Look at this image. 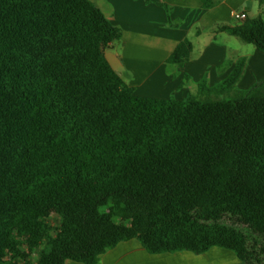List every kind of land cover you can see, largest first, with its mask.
<instances>
[{
    "label": "trees",
    "instance_id": "obj_1",
    "mask_svg": "<svg viewBox=\"0 0 264 264\" xmlns=\"http://www.w3.org/2000/svg\"><path fill=\"white\" fill-rule=\"evenodd\" d=\"M219 30L264 54L263 18ZM121 37L91 0H0V262L99 264L137 240L264 264V78L234 92L241 58L215 89L141 97L105 58ZM192 50L185 39L167 64ZM104 203L127 228L96 214Z\"/></svg>",
    "mask_w": 264,
    "mask_h": 264
},
{
    "label": "crops",
    "instance_id": "obj_2",
    "mask_svg": "<svg viewBox=\"0 0 264 264\" xmlns=\"http://www.w3.org/2000/svg\"><path fill=\"white\" fill-rule=\"evenodd\" d=\"M91 1L113 25L122 30L121 39L106 48L105 58L111 68L141 97L183 99L190 93L189 88L195 94V84L201 79L207 64L216 58L222 60L230 42L238 43L236 37L219 29L241 24L243 21L236 24L233 21L237 12L245 13V21L264 19V0H206V5L210 4L207 8L203 7L204 0ZM159 3L172 7L170 19ZM185 38L191 39L193 45L196 43L198 47H203L202 56L199 61H188L180 70L181 74L173 77L167 72V59ZM217 39L221 43L220 47L215 45ZM216 49L223 53L222 56L213 59L211 54L210 58L205 57ZM259 55L260 52L256 50L253 59L260 60L262 56ZM232 68L218 79L226 78ZM210 75L213 82L217 78L213 69ZM183 78L189 79L182 82ZM195 257L186 251L149 254L137 240H130L119 243L104 254L99 264H197L199 258Z\"/></svg>",
    "mask_w": 264,
    "mask_h": 264
},
{
    "label": "rangeland",
    "instance_id": "obj_3",
    "mask_svg": "<svg viewBox=\"0 0 264 264\" xmlns=\"http://www.w3.org/2000/svg\"><path fill=\"white\" fill-rule=\"evenodd\" d=\"M204 1H206V0H204ZM165 6H162V7L165 8ZM167 8H168L167 16L170 19L172 7L171 6L169 7L167 5ZM165 10H166V8H165ZM233 21L235 24L241 22V21H238L236 19H233ZM175 23L179 26L181 25V24H179V22H175ZM200 32L202 33L203 30H200ZM185 39H187L191 42V39H189V38H185ZM231 40H232V38H231ZM235 40H237L238 43L230 42L227 45L226 53L225 52H224V54L222 53L223 54L222 60L219 58H216L215 61L213 60L215 57L222 56V54L217 51L219 49L213 50V52H209L205 55L206 58H210V56L212 54V58H213L212 60L213 61L207 64V69L203 71L202 77L199 80V82H197V84L194 83L196 87H198L199 83L202 80L206 79L207 80V84H206L207 87H212V89L217 88L218 84L221 83L222 80H224V79L219 80L218 78L224 72H226V70H228L230 67H233L234 64L239 59H241V57H245L246 67L244 69L241 80L238 82V84L234 88V92H236V93L245 92L250 87H252L253 85H255L256 83H258L260 80H262L264 78V54L260 53L259 56H262V57H260L261 58L260 60H257V59L254 60L253 56H254V52L256 51L255 47L253 45L242 43L237 38ZM216 41L217 42H215V45L217 47H220L221 43L219 42V39H217ZM192 46H193V50H192V53L190 54L189 61H192V60L193 61H199L200 57L202 56L201 50L203 47L202 46L198 47L196 45V43L194 45L192 44ZM229 55H231V56H229ZM201 62H203V61H201ZM185 64L182 66H177V65L166 63L167 72L169 74H171L173 77L179 76L181 74L180 70L185 66ZM212 69H213L214 73L216 74L215 76L217 77V78L213 79V82L210 79L211 78L210 73H211ZM209 75H210V77H209ZM245 75H246V77H245ZM185 79L187 80L189 78H183L182 82H184ZM190 82H191V80H190ZM179 88L181 89L182 87H179ZM189 91H190V93L187 94V96L194 94V91L191 90L190 88H189ZM59 139H60V137L58 136L56 141H59ZM96 214L100 215L103 220L112 223L114 226H117L120 228H127V226L129 225V222L124 217L123 210L120 213L115 214L113 212L112 207L106 203L101 204L97 207ZM44 220L55 228V233H60V234H65V235L69 234L68 230L62 225L61 218L54 211H48L44 215ZM165 224H166L165 218L164 219L160 218V219L156 220L152 226V232L153 233L162 232ZM183 252H185V251H183ZM39 253H40V251H37L36 255L32 258V262L34 264H38L37 262L39 261ZM193 255L199 258V260L197 261V264H236V263H233V261H238V259L236 258L234 253H232L231 251H228L226 249H222V248H218V247H214L202 255H195L194 253H193ZM0 263L1 264H8L6 260H3V262H0Z\"/></svg>",
    "mask_w": 264,
    "mask_h": 264
},
{
    "label": "built area",
    "instance_id": "obj_4",
    "mask_svg": "<svg viewBox=\"0 0 264 264\" xmlns=\"http://www.w3.org/2000/svg\"><path fill=\"white\" fill-rule=\"evenodd\" d=\"M233 17H234L236 20H238V21H245V19H246V15H245V13H243V12H237V13L234 14Z\"/></svg>",
    "mask_w": 264,
    "mask_h": 264
}]
</instances>
